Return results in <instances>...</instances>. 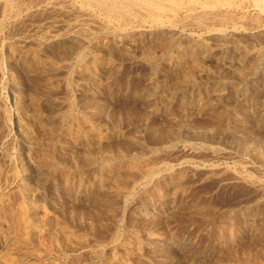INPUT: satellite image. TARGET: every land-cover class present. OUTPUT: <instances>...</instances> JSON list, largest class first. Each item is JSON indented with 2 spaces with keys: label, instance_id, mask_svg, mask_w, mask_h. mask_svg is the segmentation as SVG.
<instances>
[{
  "label": "rangeland",
  "instance_id": "374dc122",
  "mask_svg": "<svg viewBox=\"0 0 264 264\" xmlns=\"http://www.w3.org/2000/svg\"><path fill=\"white\" fill-rule=\"evenodd\" d=\"M252 1L238 0L239 10L207 28L182 23L146 35L81 31L70 13L40 0H19L21 17L0 19V182L11 176L9 203L28 204L35 227L11 257L264 264V11ZM218 29L224 35L208 38L211 53L197 62L159 47L172 39L183 48L192 33ZM56 39L70 50L57 52ZM171 86L185 89L184 102L167 104ZM10 231L0 233V255Z\"/></svg>",
  "mask_w": 264,
  "mask_h": 264
},
{
  "label": "bare ground",
  "instance_id": "6f19581e",
  "mask_svg": "<svg viewBox=\"0 0 264 264\" xmlns=\"http://www.w3.org/2000/svg\"><path fill=\"white\" fill-rule=\"evenodd\" d=\"M23 1V0H22ZM33 1V0H32ZM45 8L58 9L60 11L70 13L76 20V27L78 30L88 29L92 27L98 28L102 31L108 32L110 28H113V32L117 33H130L131 31L139 30L140 35L151 34L155 32H165L167 30H176L180 24L184 23L192 27L198 25L199 27H206L207 25L219 18L223 19V16L229 15L234 10H239L241 3L238 0H40ZM39 2V3H41ZM243 2V1H242ZM249 2V1H248ZM253 5L259 7L264 11V0H253ZM21 3V2H20ZM23 3V2H22ZM34 3V2H33ZM32 4V3H31ZM243 4V3H242ZM250 4V3H249ZM19 0H0V12L1 21L9 20L15 18V20L20 17L18 16V11L20 9ZM25 6V4H23ZM39 5V4H38ZM31 6V5H30ZM41 6V7H43ZM244 6V5H243ZM252 6V5H251ZM39 7V6H38ZM40 7V8H41ZM243 9V8H242ZM48 10V9H46ZM58 10H56L58 12ZM247 10V9H246ZM21 11V10H20ZM19 11V12H20ZM24 11V10H23ZM59 11V12H60ZM27 12V11H26ZM237 12V11H236ZM33 13V12H32ZM36 13V12H35ZM62 13V12H61ZM60 13V14H61ZM233 14V13H232ZM27 15V14H26ZM40 15V14H39ZM250 15V14H249ZM252 15V14H251ZM41 16V15H40ZM50 16V15H48ZM56 16V15H55ZM58 16V15H57ZM17 17V18H16ZM34 17V16H33ZM54 17V16H53ZM222 17V18H221ZM231 17V16H229ZM41 18V17H40ZM63 18V16H62ZM68 18V16H67ZM221 18V19H220ZM225 18L223 20H225ZM50 19V18H49ZM59 19V18H58ZM23 20V19H22ZM39 20V19H38ZM52 20V19H51ZM235 20V19H234ZM240 20V19H239ZM246 20V19H245ZM47 21V20H46ZM49 21V20H48ZM59 21V20H58ZM65 21V20H64ZM227 21V19H226ZM229 21V19H228ZM232 21V20H231ZM13 22V21H12ZM54 22V21H53ZM68 22V21H67ZM74 22V21H73ZM216 22V21H215ZM262 22V21H261ZM3 23V22H1ZM227 23V22H226ZM45 24V23H44ZM57 24V23H56ZM65 24V23H62ZM68 24V23H67ZM211 24V23H210ZM214 24V22H213ZM3 25V24H2ZM49 25V24H48ZM194 25V26H193ZM8 26V25H7ZM11 26V25H10ZM187 26V25H186ZM197 26V27H198ZM47 27V26H46ZM64 27V26H63ZM212 27V26H211ZM257 27V26H256ZM19 28V27H18ZM51 28V27H50ZM234 28V27H233ZM237 28V27H236ZM194 29V28H193ZM243 29V27H242ZM74 30V29H73ZM47 31V30H46ZM49 31V30H48ZM71 31V30H70ZM95 31V30H94ZM123 31V32H122ZM204 31V30H203ZM208 31V30H207ZM192 33L190 35V44L184 46L183 48H178L179 46H174L172 39L168 42H162L159 47L160 49L166 50L173 48L176 52V56L179 61L183 60H194L195 62L200 59L201 55L211 53L209 52V43L206 40L211 37H220L224 33H221L220 29L218 31H209V33ZM86 32V31H85ZM138 32V31H137ZM46 33V32H45ZM60 33V32H59ZM139 33V32H138ZM116 34V33H115ZM134 34V33H132ZM138 35V34H137ZM176 35V34H175ZM231 35V34H230ZM229 35V36H230ZM119 36V35H118ZM157 36V35H156ZM177 36V35H176ZM50 37V36H49ZM161 37V36H160ZM171 37V35H170ZM56 38V37H55ZM119 38V37H117ZM137 38V37H136ZM152 38V37H151ZM158 38V37H157ZM183 38V37H182ZM234 38V37H233ZM12 39V38H11ZM50 39V38H49ZM88 39V38H87ZM86 39V40H87ZM150 39V38H149ZM148 39V40H149ZM163 39V38H162ZM170 39V38H168ZM176 39V38H175ZM4 40V39H3ZM142 40V39H141ZM156 40V39H155ZM189 40V39H188ZM7 41V40H6ZM215 41V40H214ZM49 42V41H48ZM9 43V42H8ZM41 43V42H40ZM51 43V42H50ZM159 43V42H158ZM213 43V42H212ZM215 43V42H214ZM128 44H122L116 48L105 47L104 51L107 54L113 55L114 53H120L122 50L128 48ZM155 44V43H154ZM47 45V44H46ZM45 45V46H46ZM133 45V44H132ZM35 46V45H34ZM51 47H56V51H62L64 54L70 50V44H68L64 39H56L50 44ZM72 46V45H71ZM157 46V45H156ZM181 46V45H180ZM47 47V46H46ZM95 47V46H94ZM101 47V46H100ZM130 47V46H129ZM139 47V46H138ZM213 47V46H212ZM240 47V46H239ZM98 48V47H97ZM93 49V48H92ZM122 49V50H121ZM10 50V49H9ZM14 50V49H13ZM17 50V49H16ZM87 50V49H86ZM121 50V51H119ZM132 50V49H131ZM130 50V51H131ZM155 50H157L155 48ZM32 51V50H31ZM55 51V52H56ZM85 51V50H84ZM93 51V50H92ZM126 51V50H125ZM152 51H154L152 49ZM10 52V51H9ZM98 52V50H97ZM74 53V52H73ZM82 53V52H81ZM94 52L93 54H95ZM103 53V52H102ZM28 54V53H27ZM48 54V53H47ZM68 54V53H67ZM147 54V53H146ZM172 54V53H171ZM39 55V54H38ZM44 55V54H43ZM118 55V54H117ZM212 55V54H211ZM258 55V54H257ZM102 56V55H101ZM120 56V55H119ZM172 56V55H171ZM3 57V56H2ZM67 57V56H66ZM103 57V56H102ZM101 57V58H102ZM107 57V56H105ZM202 57V56H201ZM205 57V55L203 56ZM25 58V57H24ZM39 58V57H38ZM37 58V59H38ZM79 58V57H78ZM81 58V56H80ZM100 58V60H101ZM151 58V57H149ZM35 59V60H37ZM62 59V58H61ZM104 59V58H102ZM4 60V59H3ZM59 60V59H58ZM83 60V59H82ZM81 60V61H82ZM98 57L96 62H98ZM108 60V59H107ZM114 60V59H113ZM119 60V59H118ZM151 60V59H150ZM30 61V60H29ZM61 61V60H60ZM176 61V60H175ZM202 61V60H201ZM168 62V61H167ZM60 63V62H59ZM64 63V62H63ZM103 63V62H102ZM173 63V61H172ZM38 64V63H37ZM48 64V63H47ZM56 64V63H55ZM67 64V63H66ZM70 64V63H69ZM68 64V65H69ZM83 64V63H82ZM108 64V63H107ZM106 64V65H107ZM181 64V63H180ZM245 64V63H244ZM46 65V64H45ZM50 65V64H49ZM62 65V64H61ZM93 65V64H92ZM98 65V64H97ZM102 65V64H101ZM159 65V64H158ZM183 65V64H182ZM205 65V64H204ZM60 65H58L59 67ZM63 66V65H62ZM150 66V65H149ZM180 66V65H179ZM185 66V65H184ZM192 66V65H191ZM209 66V65H208ZM44 67V66H43ZM56 67V66H55ZM94 67V66H93ZM98 67V66H97ZM77 68V67H76ZM88 68V67H87ZM187 68V67H186ZM38 69V68H37ZM162 69V68H161ZM185 71V70H184ZM183 71V72H184ZM215 71V70H214ZM96 72V70H95ZM242 72V71H241ZM79 73V72H78ZM102 73V72H101ZM198 73V72H197ZM244 73V72H243ZM87 74V73H86ZM183 74V73H182ZM196 74V73H195ZM84 75V74H83ZM184 75V74H183ZM216 75V74H215ZM193 76V75H192ZM242 77V76H241ZM215 78V77H214ZM71 79V78H70ZM235 79V78H234ZM99 80V79H98ZM87 81V80H86ZM49 82V81H48ZM186 82V81H185ZM189 82V81H188ZM191 83V82H190ZM96 84V83H95ZM2 86V85H1ZM174 86V85H173ZM175 87V86H174ZM163 88V95L167 100V104H173L176 101H183L186 97V91L179 89ZM161 89V88H160ZM250 92V91H249ZM257 92V91H256ZM36 94V93H35ZM45 95V94H44ZM43 95V96H44ZM162 96V95H161ZM45 97V96H44ZM156 98V97H155ZM161 97L160 99L163 101ZM192 98V97H191ZM68 99V98H66ZM71 99V98H70ZM187 99V98H186ZM34 101V100H33ZM67 101V100H66ZM154 101V100H153ZM32 102V101H31ZM30 102V103H31ZM71 102V101H70ZM69 102V103H70ZM73 103V102H72ZM71 103V104H72ZM158 103V102H157ZM190 103V102H189ZM209 104V103H208ZM1 105V103H0ZM32 105V104H31ZM30 105V106H31ZM44 105V104H43ZM158 105V104H157ZM34 106V105H33ZM32 107V106H31ZM35 107V106H34ZM68 107V106H67ZM167 107V106H166ZM170 107V106H169ZM177 107V106H176ZM218 107V106H216ZM160 108V107H159ZM162 108V107H161ZM168 108V107H167ZM173 108V107H172ZM72 109V108H71ZM205 109V108H204ZM7 112V111H6ZM65 113V112H64ZM51 115V114H50ZM76 116V115H75ZM82 116V115H81ZM84 116V115H83ZM170 116V115H169ZM211 116V115H210ZM223 117V116H222ZM79 118V117H78ZM207 118V117H206ZM219 118V117H218ZM33 119V118H32ZM64 119V118H63ZM86 119V118H85ZM174 119V118H173ZM81 120V119H80ZM92 120V119H91ZM180 120V119H179ZM215 119H213L214 121ZM79 121V120H78ZM207 121V120H206ZM180 122V121H179ZM184 122V121H183ZM187 122V121H186ZM4 123V122H3ZM9 123V122H8ZM40 123V122H39ZM59 123V122H58ZM85 123V122H84ZM200 123V122H199ZM210 123V122H209ZM217 123V122H215ZM187 124V123H186ZM207 124V122H206ZM221 124V123H220ZM39 125V124H38ZM58 125V124H57ZM73 125V124H72ZM85 125V124H84ZM182 125V124H181ZM203 125V124H202ZM213 125V124H212ZM219 125V124H218ZM63 126V125H62ZM2 127V124H1ZM38 127V126H37ZM69 127V126H68ZM76 127V126H75ZM74 127V128H75ZM196 127V126H195ZM89 128V127H87ZM117 128V127H116ZM205 128V127H204ZM84 129V128H83ZM115 129V127H114ZM181 129V128H180ZM78 130V128H77ZM116 130V129H115ZM8 131V130H7ZM80 131V130H79ZM83 131V130H82ZM60 132V131H59ZM6 133V132H5ZM111 133V132H110ZM115 133V132H114ZM34 134V133H33ZM72 134V133H71ZM75 134V133H74ZM2 135V134H1ZM70 135V134H69ZM36 136V135H34ZM40 136V135H39ZM61 137V136H59ZM84 137V136H83ZM73 138V137H72ZM94 138V137H93ZM100 138V137H99ZM42 139V138H41ZM101 139V138H100ZM104 139V138H103ZM57 140V139H56ZM35 141V140H34ZM38 141V140H37ZM77 141V140H76ZM95 141V140H94ZM98 141V140H97ZM49 142V141H48ZM53 142V141H52ZM37 143V142H36ZM47 143V141H46ZM98 143V142H97ZM103 143V142H102ZM38 144V143H37ZM96 144V143H95ZM7 145V144H6ZM56 145V144H55ZM106 145V144H105ZM42 146V145H41ZM90 146V145H89ZM99 146V145H98ZM33 147V146H31ZM38 147V146H37ZM103 147V146H102ZM109 147V146H108ZM35 148V147H34ZM93 148V146H92ZM107 148V147H106ZM7 149V148H6ZM33 149V148H32ZM47 149V148H46ZM99 149V148H97ZM4 150V149H3ZM27 150H29L27 148ZM37 150V149H36ZM51 150V149H50ZM93 150V149H92ZM17 151V150H16ZM19 151V150H18ZM45 151V150H44ZM89 151V150H88ZM94 151V150H93ZM42 152V151H41ZM107 152V151H106ZM118 152V151H117ZM120 152V151H119ZM258 152V151H257ZM91 153V152H90ZM97 153V152H96ZM27 154V152H26ZM108 154V152H107ZM117 154V153H115ZM28 155V154H27ZM38 156V155H37ZM102 156V155H101ZM128 156V155H127ZM263 156V155H261ZM96 157V156H95ZM106 157V156H105ZM111 157V156H110ZM124 157V156H123ZM126 157V156H125ZM27 158V157H26ZM100 158V157H99ZM121 158V157H120ZM19 159V158H18ZM29 159V158H28ZM34 159V158H33ZM52 159V158H51ZM50 159V161H51ZM60 159V158H59ZM62 159V157H61ZM124 159V158H123ZM5 160V159H4ZM26 160V159H25ZM35 160V159H34ZM42 160V159H41ZM58 160V159H57ZM109 160V159H108ZM27 161V160H26ZM38 161V160H37ZM96 161V160H95ZM103 161V160H102ZM119 161V160H118ZM47 162V161H46ZM53 162V161H52ZM55 162V161H54ZM59 162V161H58ZM66 162V161H65ZM93 162V161H92ZM139 162V161H138ZM14 163V162H13ZM12 163V164H13ZM35 163V162H34ZM51 163V162H49ZM48 163V164H49ZM88 163V162H87ZM133 163V162H132ZM162 163V162H161ZM43 164V163H42ZM41 164V165H42ZM47 164V163H46ZM135 164V163H133ZM131 164V166L133 165ZM86 165V164H84ZM91 165V164H90ZM158 165V164H157ZM12 166V165H9ZM35 166V165H34ZM72 166V165H71ZM111 166V165H110ZM168 166V165H167ZM14 167V166H13ZM18 167V166H17ZM30 167V165H29ZM33 167V166H32ZM51 168V166H49ZM57 165L55 166L54 170ZM115 167V166H114ZM134 167V166H133ZM145 167V166H144ZM153 167V165H151ZM11 168V167H10ZM28 168V167H27ZM100 168V166H99ZM135 168V167H134ZM138 168V167H137ZM158 168V166H157ZM153 168L148 170L149 176L153 175L155 170L159 169ZM168 168V167H167ZM6 169V168H4ZM49 169V168H48ZM62 169V168H61ZM65 169V168H64ZM104 169V168H103ZM127 169V168H126ZM132 169V168H131ZM130 169V170H131ZM155 169V170H154ZM11 170V169H10ZM15 170V169H14ZM52 170V169H51ZM50 170V171H51ZM1 171V170H0ZM36 171V170H35ZM46 171V170H45ZM66 171V170H65ZM134 171V170H133ZM147 171V170H146ZM172 171V170H171ZM10 172V171H9ZM12 172V171H11ZM16 172V171H15ZM38 172V171H37ZM43 172V171H41ZM48 172V171H47ZM59 172V171H58ZM68 172V171H67ZM78 172V171H77ZM145 172V170H144ZM14 173V171H13ZM17 173V172H16ZM53 173V172H52ZM159 173V172H158ZM15 174V173H14ZM100 174V173H99ZM118 174V173H117ZM116 174V176H117ZM127 174V173H126ZM125 174V175H126ZM130 174V173H129ZM136 174V173H135ZM151 174V175H150ZM157 174V173H156ZM155 174V176H156ZM13 175V174H12ZM109 175V174H108ZM120 175V174H119ZM144 175V173L142 174ZM69 176V175H68ZM71 176V175H70ZM101 176V175H100ZM114 176V175H113ZM128 176V175H127ZM147 176V175H146ZM64 177V176H63ZM67 177V176H66ZM125 177V176H124ZM152 177V176H151ZM150 177V178H151ZM14 178V177H13ZM132 178V177H131ZM140 178V177H139ZM149 178V177H148ZM104 179V178H103ZM145 179V178H144ZM5 182H0V233H5L6 228L10 231L11 242L6 245L7 251L0 255V264H20L24 256L18 255L11 257V253L21 251L25 246L33 241V227L32 224V211L28 208V204H19L18 206H12L9 203V198L7 196V189L9 185L11 186V176L9 181L7 178L4 179ZM8 182H7V181ZM13 180V179H12ZM15 180V179H14ZM65 180V179H64ZM125 180V179H123ZM136 180V179H135ZM140 180V179H139ZM146 180V179H145ZM39 181V180H38ZM115 181V180H114ZM122 183V180H120ZM151 181V180H150ZM15 182V181H14ZM126 182V181H125ZM10 183V184H9ZM116 183V182H115ZM119 183V184H120ZM13 184V183H12ZM18 184V183H17ZM64 184V183H63ZM113 184V183H112ZM130 184V183H129ZM19 185V184H18ZM126 185V184H125ZM131 185V184H130ZM127 186V185H126ZM129 186V185H128ZM138 186V185H137ZM143 186V185H142ZM13 187V186H12ZM132 187V186H131ZM115 189V188H114ZM131 189V188H130ZM9 190V189H8ZM24 190V189H23ZM22 190V191H23ZM125 190V189H124ZM7 191V192H6ZM37 191V190H36ZM135 191V190H134ZM119 192V191H118ZM123 192V191H122ZM9 194V193H8ZM25 199V198H24ZM16 201V200H15ZM26 203V202H25ZM16 204V203H15ZM14 204V205H15ZM42 204V203H41ZM31 205V204H30ZM42 206V205H41ZM44 214V213H43ZM47 214V213H46ZM48 215V214H47ZM59 217V216H58ZM66 218V217H65ZM68 219V218H67ZM41 220V219H40ZM63 221V220H62ZM40 223V222H39ZM63 224V223H62ZM55 227V226H54ZM65 227V226H64ZM45 228V226H44ZM43 231V229H42ZM60 231V229H59ZM7 232H9L7 230ZM3 233V234H4ZM9 234L5 235L10 236ZM64 234V233H63ZM68 235V234H67ZM4 236V235H3ZM37 236V235H36ZM46 236V235H45ZM54 237V235H53ZM79 237V236H78ZM81 237V236H80ZM79 237V238H80ZM9 238V237H8ZM38 239V238H37ZM63 239V238H62ZM82 239V238H81ZM73 240V239H72ZM83 241V240H82ZM39 243V242H38ZM53 243V242H52ZM59 243V242H58ZM7 244V243H6ZM63 246V245H62ZM38 247V246H37ZM61 248V247H60ZM5 250V249H4ZM3 250V251H4ZM62 250V249H61ZM38 251V250H37ZM72 251V250H71ZM42 252V251H41ZM38 253V252H37ZM61 253V252H60ZM31 254V253H30ZM56 254V253H55ZM32 256V255H31ZM40 256V255H39ZM48 257V256H47ZM67 258V257H66ZM101 259V258H100ZM103 259V258H102ZM232 259V258H231ZM229 260V259H228ZM54 261V260H53ZM245 261V260H244ZM49 263V262H48ZM105 264V263H104ZM239 264V263H238ZM246 264V263H245Z\"/></svg>",
  "mask_w": 264,
  "mask_h": 264
}]
</instances>
